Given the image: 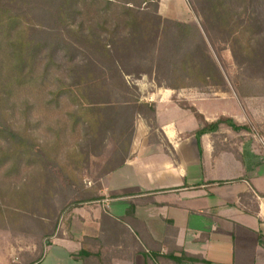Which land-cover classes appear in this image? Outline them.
Listing matches in <instances>:
<instances>
[{"label": "trees", "instance_id": "obj_1", "mask_svg": "<svg viewBox=\"0 0 264 264\" xmlns=\"http://www.w3.org/2000/svg\"><path fill=\"white\" fill-rule=\"evenodd\" d=\"M235 1L204 0L201 3L205 7H202L198 0H194L193 10L196 12L198 9L203 19L201 34L198 28L187 22L163 19L157 14L156 0H58L55 8L47 7L41 14L42 21H36L38 16L34 11H39L46 0H0V228H10L11 224L23 227L28 233L31 230L28 225L33 223L38 229L40 243L42 238L55 232L59 215L64 209L83 201L101 199V195H93L94 192L91 196L80 195L84 187L82 169L89 158L100 154L105 141L112 143L113 150L103 171L105 175L127 159L136 117H141L151 131L156 129L154 103L139 100L138 94H135L137 86L124 77L132 72L135 76V72L149 75L157 69V65L155 68L151 65L153 57L150 54L156 39L164 47L162 58L156 63L166 62L168 73L175 77L167 85L174 88L187 85L180 78L188 73L204 85H212L211 79L220 82L218 68L202 38L204 35L209 39L208 29L214 23L221 34H227L224 40L232 42L239 35H244L248 43L258 45L262 41L260 46L264 50V25L256 23L257 15L264 18V0H241L243 3L239 11L234 8ZM151 5L153 10L149 12ZM48 20L54 22L55 27L45 25L48 29H41L44 25L41 23ZM161 20H166L165 24ZM242 20L248 21V26L238 27ZM33 21L40 28L33 27ZM128 27L133 29L129 31ZM74 29L79 43L77 47L71 45L74 51L66 59L76 65V69L67 68L64 76V65L55 60L54 43H49L51 49L46 60L38 58L46 45L39 34L60 40L61 44L66 42L70 47L65 40L70 38ZM12 34L17 40L10 44V49L6 46V39ZM136 58L144 62L132 67L128 61ZM52 64L56 66L55 70H51ZM126 66L135 69L127 70ZM91 86L107 92L114 86L123 91H134V96L121 98L108 95L110 97L104 99L95 95ZM65 99L69 102L66 103ZM35 101L44 103V108L39 110L44 112L39 113L40 119L45 115L53 117L55 110L62 109L68 120L63 116L53 123L43 124L39 118H33L31 108L37 104ZM19 105L24 108L14 110ZM179 106L190 110L201 123L197 135L222 123L235 130L242 128L241 124L229 122L224 117L207 123L193 106ZM17 114L22 116L18 118ZM30 121H33V126L40 123L41 133H30L27 127ZM64 134L67 139L74 137V140L65 139ZM40 137L44 140L39 141ZM33 162L27 176L23 171ZM31 180H35V186L40 185V188L53 182L64 189L62 192L66 197L57 201L50 193V187L42 193L39 188H33L32 191L37 192L31 194L28 185ZM85 193L90 194L91 190ZM34 205L36 210L31 208ZM100 219L103 227H108L110 238L114 237L116 226L125 230L121 223L104 213ZM123 219L132 225V205ZM105 236L84 237L81 249L73 257L83 264H109V259L116 253L104 247L110 244L104 240ZM138 236L142 239V235ZM143 240L149 248H140L139 251L145 258V264H210L202 257L176 247L168 237L162 242L148 237ZM163 245L166 249L159 253Z\"/></svg>", "mask_w": 264, "mask_h": 264}, {"label": "crops", "instance_id": "obj_2", "mask_svg": "<svg viewBox=\"0 0 264 264\" xmlns=\"http://www.w3.org/2000/svg\"><path fill=\"white\" fill-rule=\"evenodd\" d=\"M155 72L139 73L131 83L139 100L154 103L156 129L136 117L129 155L102 177L101 199L71 208L64 223L38 244L0 239V264H83L73 257L82 239L106 233L110 244L104 247L116 253L109 264H145L139 252L149 249L145 237L157 242L168 237L210 264H264V133L219 124L197 135L201 125L175 97L194 106L207 123L224 117L242 125L248 118L237 94L229 84V91L195 97V87L161 84ZM131 205L132 225L123 219ZM103 213L125 230L116 226L108 237Z\"/></svg>", "mask_w": 264, "mask_h": 264}, {"label": "rangeland", "instance_id": "obj_3", "mask_svg": "<svg viewBox=\"0 0 264 264\" xmlns=\"http://www.w3.org/2000/svg\"><path fill=\"white\" fill-rule=\"evenodd\" d=\"M202 1L204 0H200V2L198 0L199 6L201 4L202 7H205L204 4L201 3ZM256 1H259V0H256ZM57 3H58V0H46V2L41 7H39V11L38 10L34 11L35 15L38 16V19L36 21L38 20L42 21L40 20L41 14L46 11L45 9L47 7L55 8L57 6ZM156 3H157V11L161 12L160 16L162 15L161 17L163 19H166L168 21L169 20L171 21L179 20V21L187 22L188 24L198 28L201 34L203 33V29H202L203 19L199 14L200 12L198 11V9L196 10V12L193 10V7L195 5L194 0H180V5L182 6V8L179 7V0H156ZM242 3L243 2L241 0L235 1L234 8H237V10L239 11L240 5ZM152 8H153V5L149 7L148 11L151 12V10H153ZM151 18L153 22L156 23L155 18L154 17H151ZM166 20H161V23L165 24ZM36 21L31 22L33 23L32 26L35 28H40L39 25L36 24L37 23ZM247 22L248 21H245V20H242L241 22L239 21L238 27H241L242 25L248 26ZM256 23L257 25H261V24L264 25V18H262L260 15H257ZM41 24H44L41 27V29H45V30L48 29L47 26L45 25H49V26L55 25L54 22L51 23L49 22V20L48 22L43 21ZM171 28L172 27L168 29H171ZM209 28H210L208 29L209 39H207V37H205L204 35H202L203 36L202 38L204 39L207 45L211 58L213 59L215 65L218 68V71L220 73V79H219L220 82L218 83L216 79H211L212 85L211 84L204 85L203 83H200V81L197 78H195L193 75L189 73L185 77L180 78V79L181 80L184 79L187 82V85L195 87L196 90L192 91L195 97L200 96L199 93H202V95H205L207 92H210V90L212 91L217 90L218 92L229 91L230 90L229 86L231 85V87L233 88L232 90H234V92L239 97V101L244 107L246 114H247V118H248V122L242 124V128L238 130H243V129L252 130L253 132L258 133V134L264 133V50H262V46H260L262 41L258 45H254L253 43L252 44L248 43V39H246V36L239 35L236 41H234L233 39L231 42V40L229 41V39L228 41L224 40L226 39L225 37H227L226 36L227 34H221V32L218 30V25L216 23L212 24L211 27L209 26ZM132 29L133 27H128L129 31H131ZM39 35L46 42V45L43 47V49H41V51L38 54L39 59L45 58L46 60V56L50 53L49 49H51L49 46V43L52 42L55 44L54 55L56 58L55 59L56 63L61 62V64L64 65L63 67L64 70L62 74L65 76L64 73L67 72L68 70L67 68L76 69V65H73L71 62H67V59H66V57L69 56L70 53L74 51L73 47H77V44L79 43V40H78L79 38L77 36L78 34L76 32V29H74V33L70 35V38L65 40L70 44V47L66 45L67 44L66 42L64 44H61L60 40L56 41V40H53L52 37L48 38L46 34H39ZM165 36H167V34H165ZM16 40L17 38H15L13 34L11 36L9 35L8 39H6L7 48L12 49L10 44L11 45L14 44ZM156 41L157 42L151 48V52H150L151 56L153 57L151 65L153 66V68H155L157 65V69H156V72L154 73V77L157 78L159 83L167 84L169 82H172L175 79V77L166 73L167 64L165 61L163 62L159 61V64L156 63L158 59L161 60L162 58L161 55L163 53L162 49L164 48L162 47L161 44H158V39H156ZM180 47L182 49L183 45H181ZM231 47H233L234 54H233V51L232 52L230 51ZM128 62L130 63V65H132V67H136V66H140L141 62H144V60L136 58V59H130ZM51 66H52L51 70L56 69V66H54V64H52ZM162 68H166V69L162 70L161 72V70L159 69H162ZM126 69L133 70L135 68L128 67ZM135 74L138 75V72L137 73L135 72ZM136 76L134 75V72L124 75L125 79L130 83L132 80L134 83V81L136 80L134 78H136ZM66 82H69L68 78H66ZM71 83L74 84L75 82H71ZM57 84L58 83H55V85ZM55 87L56 86H54V88ZM111 87H112L111 88L112 90L107 92L101 89L97 90L91 86V89H92L91 91L95 92V95H97L98 97H102V98L104 97L107 98L108 95L117 96L121 98H128V97L134 96V91L132 92L123 91V90L117 89V87L116 88L114 86H111ZM135 94H138V97H140L141 93L138 88H137V91H135ZM175 99L177 100V103L179 105L192 106L188 102L182 100L180 96L178 98L175 97ZM65 102L68 103L69 99H65ZM34 103H37L36 105H34V107L31 108V110L33 111L34 117H33V114L31 115L29 114V115L30 117L40 119L39 113H44V112H39V110L44 108V103H42L41 101L39 102L35 101ZM40 105L43 107H39ZM26 107L27 106L25 105V110L28 111V108ZM23 108H24L23 105L22 106L19 105L14 110H22ZM1 110L2 109L0 107V112ZM55 111H56L55 112L56 114H52L53 117L48 116V115L41 117L40 120L42 121V123L50 124V123L57 121L58 118H62L64 116L62 109H57ZM17 115H18V118L22 116L19 114ZM64 118L67 119L65 116ZM196 120L199 122L197 118ZM24 124H26V122H24ZM199 125H201L200 122H199ZM27 127L30 129V130L28 129L30 133H32V131L41 133L40 130L42 128H41L40 123L38 126L36 125L33 126V121H30ZM227 127L231 128L228 125ZM64 138L67 139L66 134H64ZM38 140L39 141L44 140V137H40ZM67 140L73 141L74 137L72 139L68 138ZM256 140L257 139H255V141ZM104 144H105L104 147L99 152L100 154L98 156L90 157L88 164L82 169V174H83L82 182L84 184V187L87 188L85 189L83 187V190L81 191L82 194H80L82 196H91L92 192H94L93 195L94 194L100 195L101 179L104 176L103 171L106 169V161L113 150V145L110 141H105ZM36 155H38V153ZM244 162H245L244 167H248L249 160H244ZM33 164L34 162L31 163V166L25 167L23 173L24 174L27 173L26 175L28 176L30 172V168L33 166ZM28 185L30 186L29 191L31 192V194H33L34 192H37V191H32L34 190L33 188H39L42 193L44 192L45 189L47 190L50 187V193L54 195L57 201L61 200L62 197L64 198L66 197V194L62 192V190L64 189L59 187L53 182H48L45 185H42L40 188V185L35 186L36 185L35 180H31L28 183ZM86 190H91V193L90 194L85 193ZM91 202H94V201H91ZM83 203H88V202L83 201L79 204H83ZM76 206H73V207H76ZM31 208L32 209L35 208L34 210H36V205L32 206ZM71 208L64 209L63 212L60 213L58 221H57V225L59 221H61V224L64 223L62 221L66 219L65 217L71 211ZM9 226H11L10 227L11 229L8 227L0 228V239L2 241H7V242L12 243L14 242V240H16L18 242L27 243V244L29 242L30 243L32 242L34 244L38 243V236H39L38 231H37L38 229L35 225L33 226V223L28 225V228L31 229L28 233L25 231L26 229H24L23 227H14L11 224ZM181 264H189V263H181Z\"/></svg>", "mask_w": 264, "mask_h": 264}]
</instances>
